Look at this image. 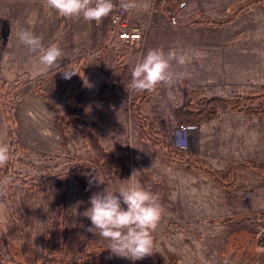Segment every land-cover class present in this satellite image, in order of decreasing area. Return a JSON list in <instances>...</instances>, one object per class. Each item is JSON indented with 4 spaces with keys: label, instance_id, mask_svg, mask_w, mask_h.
<instances>
[{
    "label": "rangeland",
    "instance_id": "rangeland-1",
    "mask_svg": "<svg viewBox=\"0 0 264 264\" xmlns=\"http://www.w3.org/2000/svg\"><path fill=\"white\" fill-rule=\"evenodd\" d=\"M139 3L126 21L141 28V38L124 42L110 29L111 14L87 22L59 15L46 0H0V79L6 83L0 89V144L8 145L9 131L19 146L8 162L11 189L0 190V264H77L92 233L91 221L80 215L90 197L137 181L140 168L165 181L153 253L136 261L98 255L96 264H264V247L256 243L264 230V175L255 168L264 166V116L220 111L187 131L182 148L173 117L189 89L230 96L264 85V0ZM22 28L42 37L46 47L56 43L63 50L52 70L19 42ZM151 49L187 58L184 65L172 62L176 78L150 91L145 108L164 136L163 149L138 136L126 101L112 86L105 97L92 99L102 79H117L118 63L132 72ZM63 72L76 74L65 79ZM76 76L86 110L66 127L63 109ZM89 126L107 151L125 161L128 179L100 174L81 134ZM94 171L103 184L89 185ZM214 179L233 186L221 188ZM101 239L108 247L110 241Z\"/></svg>",
    "mask_w": 264,
    "mask_h": 264
},
{
    "label": "clouds",
    "instance_id": "clouds-1",
    "mask_svg": "<svg viewBox=\"0 0 264 264\" xmlns=\"http://www.w3.org/2000/svg\"><path fill=\"white\" fill-rule=\"evenodd\" d=\"M50 9L55 10L65 18H82L87 22L100 23L117 7L114 0H46ZM139 0H119V7L124 11L139 8ZM19 42L25 45L29 52L35 54L39 65L52 70L64 57V52L56 43L47 47L42 37L28 29L17 32ZM180 65L187 62L184 54L175 50L167 53L163 49H151L136 63L131 72V88L137 91H152L160 84H171L176 74L171 71L172 62ZM75 72H63L65 79H70ZM10 160V148L0 144V167ZM95 172V171H94ZM135 171L131 175L134 176ZM103 184L97 173L89 180V185ZM90 207L83 213L91 221L87 228L104 239L110 241L108 250L111 255L128 258L132 261L143 259L153 253L152 233L158 227L162 208L158 197L146 190L138 181L114 192L109 188L94 193L89 199ZM109 257V258H110Z\"/></svg>",
    "mask_w": 264,
    "mask_h": 264
},
{
    "label": "trees",
    "instance_id": "trees-1",
    "mask_svg": "<svg viewBox=\"0 0 264 264\" xmlns=\"http://www.w3.org/2000/svg\"><path fill=\"white\" fill-rule=\"evenodd\" d=\"M215 22L220 23L216 20ZM117 79L113 82L106 78L102 79L94 99L100 96L105 97L112 86L114 93L127 103V110L138 125V136L147 140L151 146L163 149L164 136L156 128L153 121L146 114V105L150 101V91H137L131 88V69L125 62H120L116 66ZM5 81L0 79V89L5 86ZM185 92V100L173 111L174 121L178 125L186 126L187 131L199 124L209 122L217 117L220 111L241 112L246 116H264V85L253 91H247L245 94L235 93L230 96L221 94H206L198 89H189ZM1 99V95H0ZM94 102V101H93ZM85 96L82 91L81 81L76 76L68 87V94L64 104L63 114L68 119L65 125L71 126L78 122L79 117L75 114H81L84 108ZM77 118V119H75ZM81 119V117L79 118ZM82 136L87 142L93 158L98 163L100 174L106 178L116 181L126 180L130 176V171L125 161L114 152L107 151L97 138L93 126H89L81 131ZM8 146L10 148V157L13 158L19 148L18 143L8 131ZM166 145V144H165ZM170 153L180 154L179 150L172 149ZM255 166V165H253ZM255 168L264 175V166L259 165ZM9 165L0 167V190L8 191L11 189V183L14 178L9 175ZM221 188H231V181H221L214 179ZM137 181L146 190L151 191L158 197L159 202L165 203L166 199L161 193L165 183L163 178H154L146 170L140 168ZM102 242L101 236L97 233H91L81 244L76 260L77 264H96L98 255L110 257V250ZM115 256V255H111ZM127 264H129L127 262ZM131 264V263H130Z\"/></svg>",
    "mask_w": 264,
    "mask_h": 264
},
{
    "label": "built area",
    "instance_id": "built-area-1",
    "mask_svg": "<svg viewBox=\"0 0 264 264\" xmlns=\"http://www.w3.org/2000/svg\"><path fill=\"white\" fill-rule=\"evenodd\" d=\"M114 2L117 4V7L110 15V29H116L118 37L124 42L140 39L141 28L137 26L128 27L126 21L128 11H124L119 7V0H115ZM179 128V131L181 130L183 136L179 137L180 139L177 146L182 148L186 145V133L188 127L179 125Z\"/></svg>",
    "mask_w": 264,
    "mask_h": 264
},
{
    "label": "water",
    "instance_id": "water-1",
    "mask_svg": "<svg viewBox=\"0 0 264 264\" xmlns=\"http://www.w3.org/2000/svg\"><path fill=\"white\" fill-rule=\"evenodd\" d=\"M256 243L258 246L264 247V230L259 232Z\"/></svg>",
    "mask_w": 264,
    "mask_h": 264
},
{
    "label": "crops",
    "instance_id": "crops-1",
    "mask_svg": "<svg viewBox=\"0 0 264 264\" xmlns=\"http://www.w3.org/2000/svg\"><path fill=\"white\" fill-rule=\"evenodd\" d=\"M138 9V8H137ZM134 16V15H133Z\"/></svg>",
    "mask_w": 264,
    "mask_h": 264
}]
</instances>
